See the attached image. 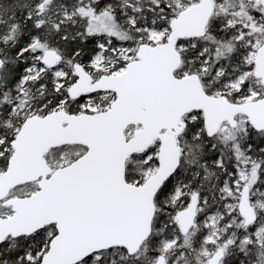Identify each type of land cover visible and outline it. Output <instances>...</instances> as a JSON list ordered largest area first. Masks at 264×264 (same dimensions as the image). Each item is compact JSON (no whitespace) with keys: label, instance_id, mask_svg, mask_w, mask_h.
<instances>
[{"label":"snow or ice","instance_id":"1","mask_svg":"<svg viewBox=\"0 0 264 264\" xmlns=\"http://www.w3.org/2000/svg\"><path fill=\"white\" fill-rule=\"evenodd\" d=\"M0 264H264V0H0Z\"/></svg>","mask_w":264,"mask_h":264}]
</instances>
